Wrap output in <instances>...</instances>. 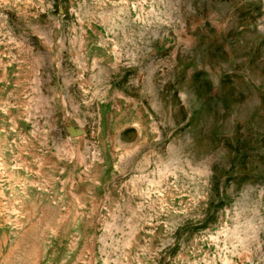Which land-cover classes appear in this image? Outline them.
Returning <instances> with one entry per match:
<instances>
[{
    "label": "rangeland",
    "instance_id": "1",
    "mask_svg": "<svg viewBox=\"0 0 264 264\" xmlns=\"http://www.w3.org/2000/svg\"><path fill=\"white\" fill-rule=\"evenodd\" d=\"M0 264H264V0H0Z\"/></svg>",
    "mask_w": 264,
    "mask_h": 264
}]
</instances>
